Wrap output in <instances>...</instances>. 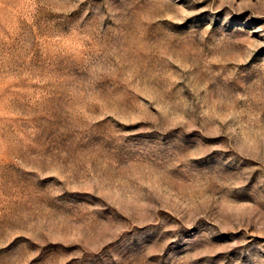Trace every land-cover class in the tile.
I'll use <instances>...</instances> for the list:
<instances>
[{"label":"rangeland","instance_id":"obj_1","mask_svg":"<svg viewBox=\"0 0 264 264\" xmlns=\"http://www.w3.org/2000/svg\"><path fill=\"white\" fill-rule=\"evenodd\" d=\"M0 264H264V0H0Z\"/></svg>","mask_w":264,"mask_h":264}]
</instances>
